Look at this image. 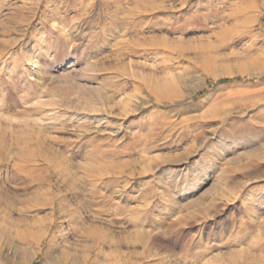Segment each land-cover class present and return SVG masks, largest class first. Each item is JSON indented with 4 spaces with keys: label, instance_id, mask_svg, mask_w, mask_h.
<instances>
[{
    "label": "rangeland",
    "instance_id": "1",
    "mask_svg": "<svg viewBox=\"0 0 264 264\" xmlns=\"http://www.w3.org/2000/svg\"><path fill=\"white\" fill-rule=\"evenodd\" d=\"M63 254L264 264V0H0V264Z\"/></svg>",
    "mask_w": 264,
    "mask_h": 264
},
{
    "label": "bare ground",
    "instance_id": "2",
    "mask_svg": "<svg viewBox=\"0 0 264 264\" xmlns=\"http://www.w3.org/2000/svg\"><path fill=\"white\" fill-rule=\"evenodd\" d=\"M237 130V129H236ZM255 148L254 149H248L247 151H245L244 152V154H247V160H248V162L249 163H247L246 165H244V166H241L240 165V167L241 168H249V166H250V164H251V162H250V160L251 159H254V157L256 158V154H255ZM258 150V149H257ZM238 155V154H237ZM242 155V154H241ZM258 158V157H257ZM244 164V163H243ZM242 164V165H243ZM247 170V169H246ZM240 171H241V169H240ZM260 172V171H259ZM232 174V173H231ZM253 174H254V172H252L251 170L250 171H247V172H245L244 173V176L245 177H253ZM248 180V179H247ZM224 184V183H223ZM224 188V187H223ZM234 188V187H233ZM230 192V191H229ZM18 250V249H17ZM24 253V252H23ZM13 255V254H12ZM64 255V254H63ZM32 256V255H31ZM33 257V256H32ZM64 257V258H63ZM62 258H63V263L65 264V263H67L69 260L71 261L72 259L69 257V256H66V255H64V256H62ZM62 258H58L59 260H61ZM13 260V259H12ZM17 260V259H16ZM73 261V260H72ZM58 262V261H57ZM19 263V262H18ZM59 263H61V262H59ZM71 263V262H70Z\"/></svg>",
    "mask_w": 264,
    "mask_h": 264
}]
</instances>
